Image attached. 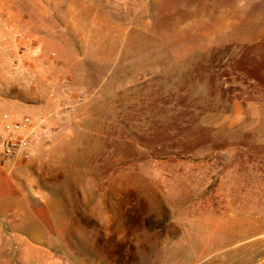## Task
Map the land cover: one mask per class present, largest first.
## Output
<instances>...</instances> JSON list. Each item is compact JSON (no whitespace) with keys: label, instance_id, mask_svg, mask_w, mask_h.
<instances>
[{"label":"rangeland","instance_id":"1","mask_svg":"<svg viewBox=\"0 0 264 264\" xmlns=\"http://www.w3.org/2000/svg\"><path fill=\"white\" fill-rule=\"evenodd\" d=\"M0 14V40L43 53L39 89L0 59V114L52 108L65 78L90 96L29 161L0 155L22 189L13 206L0 195V235L37 241L2 243L0 264H33L31 245L43 264H264V0H0Z\"/></svg>","mask_w":264,"mask_h":264},{"label":"built area","instance_id":"2","mask_svg":"<svg viewBox=\"0 0 264 264\" xmlns=\"http://www.w3.org/2000/svg\"><path fill=\"white\" fill-rule=\"evenodd\" d=\"M0 25L8 29L1 14ZM42 57L41 48L25 35L0 40V59L6 62L10 78L25 81L32 89H39L41 85L38 64ZM89 97L86 90L75 87L69 78H65L62 96L53 100L52 108L26 115L1 113L0 155L3 160L29 161L35 146L48 141L55 133L58 122L73 118L77 108L86 104Z\"/></svg>","mask_w":264,"mask_h":264},{"label":"crops","instance_id":"3","mask_svg":"<svg viewBox=\"0 0 264 264\" xmlns=\"http://www.w3.org/2000/svg\"><path fill=\"white\" fill-rule=\"evenodd\" d=\"M36 150V147L34 148V151ZM22 161V160H18V161H13L12 163H14L15 165ZM9 162V161H6ZM11 163V162H9ZM9 163H2L0 161V195L1 196H5L3 197V200L5 201V203L9 206H13L15 205V199L12 198V196L15 193H22V189L20 188V186H18V184L16 183L14 176L17 178V175L15 174L14 169H9L8 168V164ZM24 164H19V166H23ZM9 170H11L12 172H9ZM14 172V174H13ZM14 175V176H13ZM3 194V195H2ZM2 199V198H1ZM19 210L17 209H12L10 211V215L11 217L16 220L19 219L20 215L18 214ZM18 224V222H17ZM36 240H32L29 239L25 236H22L21 234L18 235H0V245L2 243H18V244H22L21 248L24 247L25 244H33L36 243ZM29 248V247H28ZM31 251H29L31 257H29L31 259V263L33 264H43L40 261H42L43 256L45 255V252H43L42 250H39V247L30 246ZM1 252V251H0Z\"/></svg>","mask_w":264,"mask_h":264}]
</instances>
